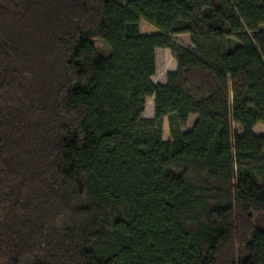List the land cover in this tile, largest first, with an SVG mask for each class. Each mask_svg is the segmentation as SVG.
Returning a JSON list of instances; mask_svg holds the SVG:
<instances>
[{
    "label": "trees",
    "instance_id": "16d2710c",
    "mask_svg": "<svg viewBox=\"0 0 264 264\" xmlns=\"http://www.w3.org/2000/svg\"><path fill=\"white\" fill-rule=\"evenodd\" d=\"M257 125L264 0H0V264H264Z\"/></svg>",
    "mask_w": 264,
    "mask_h": 264
},
{
    "label": "rangeland",
    "instance_id": "374dc122",
    "mask_svg": "<svg viewBox=\"0 0 264 264\" xmlns=\"http://www.w3.org/2000/svg\"><path fill=\"white\" fill-rule=\"evenodd\" d=\"M174 40L176 41V43L182 45L183 47L186 45L187 48H192L190 43L189 44L183 43L181 38H175ZM98 46L101 48L103 47V45H101L100 43H98ZM162 52L163 51H158L156 53L155 75H154V80H153L154 84L157 83L158 78L165 77V80H166V75L169 72H173L175 70V67H176L175 61L172 58L170 51L169 52L165 51L164 55ZM152 110H153V105L151 103V100H147L145 103L143 118H150L152 116V113H153ZM151 118H153V116ZM195 120H196V117H194V116L191 117L188 120L186 127L180 131V134H184L187 131H189L192 128ZM252 133L256 137L264 136V128L262 127V125H257L253 129ZM233 134L238 135V136L242 135L241 131L237 127H233ZM161 139L165 142L172 140L171 134L169 132L167 119H164V121H163ZM259 224L264 226V223H262V221H260Z\"/></svg>",
    "mask_w": 264,
    "mask_h": 264
},
{
    "label": "crops",
    "instance_id": "0c3cea01",
    "mask_svg": "<svg viewBox=\"0 0 264 264\" xmlns=\"http://www.w3.org/2000/svg\"><path fill=\"white\" fill-rule=\"evenodd\" d=\"M175 38H181V40L183 41V43H185V44H189V38H188V36H185V35H180V36H175V37H173V39H175ZM184 47H186V45L184 46ZM158 51H163L162 53H163V55H164V53H165V51H168L169 52V50H167V49H164V50H156L155 51V63H156V53L158 52ZM176 64V63H175ZM176 71V67H175V70L173 71V72H175ZM173 72H169V73H173ZM154 76L151 78V82L154 84ZM165 77H161V78H158V80H157V83L156 84H154V85H157V84H164L165 83ZM147 100H151V103H152V105H153V110H152V116H153V114H154V104H153V98H149V99H147ZM146 100V101H147ZM151 116V117H152ZM150 117V118H151ZM150 118H146V119H150Z\"/></svg>",
    "mask_w": 264,
    "mask_h": 264
}]
</instances>
